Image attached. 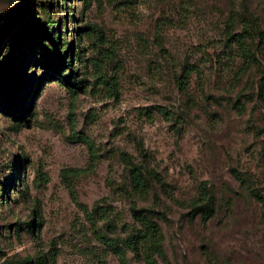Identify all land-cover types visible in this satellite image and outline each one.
Listing matches in <instances>:
<instances>
[{
	"label": "rangeland",
	"instance_id": "rangeland-1",
	"mask_svg": "<svg viewBox=\"0 0 264 264\" xmlns=\"http://www.w3.org/2000/svg\"><path fill=\"white\" fill-rule=\"evenodd\" d=\"M39 20L69 65L9 56ZM1 34L0 264H144L132 210L155 264H264V0H0Z\"/></svg>",
	"mask_w": 264,
	"mask_h": 264
},
{
	"label": "trees",
	"instance_id": "trees-1",
	"mask_svg": "<svg viewBox=\"0 0 264 264\" xmlns=\"http://www.w3.org/2000/svg\"><path fill=\"white\" fill-rule=\"evenodd\" d=\"M50 22H52L51 20H39L38 21V25L35 26L34 28H28L27 31L23 32L21 35L16 36V40H13L10 44H9V48H8V53L10 56V53H12L13 51H17L19 46L28 38V36H31L33 34H42V35H48L50 37V45L51 47H48V53L50 55H52L54 58H56L58 61L64 62V63H68L69 61H67V57H66V51L62 50L61 47L58 44L57 41V37H55L51 32L50 29ZM9 25V24H8ZM7 26V25H6ZM2 39H4L3 34L0 35V44ZM10 59V58H9ZM69 65V63L67 64ZM58 67H60V65H57ZM11 69H12V64L10 63V60H8L7 64H5L4 68L1 70L0 69V80L5 81L6 83L8 82V80L12 79L11 77ZM185 74H188L187 72H185ZM186 77V76H185ZM19 84H17V86H14V88L12 89H8L6 92H4V96L6 99H9L13 102H17L18 101V93L16 92L18 89H20L21 86H18ZM19 87V88H18ZM64 171H62V175L63 177L64 175ZM72 171H79V170H72ZM129 177H130V182L133 186V188L139 192L142 193L144 190V182L142 180L140 171L138 169L137 166L135 165H130L129 166ZM207 201H208V194L204 188V186L202 185V183L199 185L198 187V192L197 195L194 197V199L192 200L191 205L193 206V211H199V212H204L205 209L207 208ZM133 216L136 220H138L142 227H143V231L137 235L134 234L133 236H131L130 238H128L127 240L123 241V244L126 248H128L129 250H131L134 254H138V248H137V244L138 243H143V247L141 248L142 252V259L144 264H155V260H154V253H157L159 251V244H158V240H159V231H158V227L156 224H154L153 222H151L150 220L148 221V219L146 218V216L141 215V213H139L136 210H132ZM207 213V212H205ZM99 240L110 250L112 251L117 257L118 259L123 262L124 261V252L121 246H119L115 240L110 239V238H103V237H99Z\"/></svg>",
	"mask_w": 264,
	"mask_h": 264
}]
</instances>
